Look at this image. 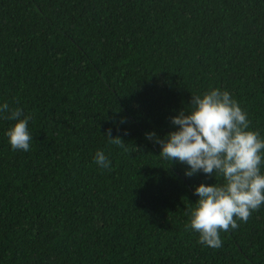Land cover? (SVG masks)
<instances>
[{
	"label": "trees",
	"instance_id": "1",
	"mask_svg": "<svg viewBox=\"0 0 264 264\" xmlns=\"http://www.w3.org/2000/svg\"><path fill=\"white\" fill-rule=\"evenodd\" d=\"M209 87L264 136V0H0V101L32 134L13 150L0 119V264H264V204L198 243L185 209L214 179L144 135Z\"/></svg>",
	"mask_w": 264,
	"mask_h": 264
},
{
	"label": "clouds",
	"instance_id": "2",
	"mask_svg": "<svg viewBox=\"0 0 264 264\" xmlns=\"http://www.w3.org/2000/svg\"><path fill=\"white\" fill-rule=\"evenodd\" d=\"M0 119L14 121L3 132L9 146L28 151L30 114L0 101ZM169 121L172 130L163 136L150 130L144 133L145 138L159 145L160 159L185 165L184 176L200 172L205 180L214 179L193 186L196 199L185 209V228L198 234V243L218 248L221 230L235 228L237 219L246 220L264 204V136L248 127L247 112L229 90L219 87L190 93L189 102L171 114ZM103 135L110 143L124 142L112 135L111 128ZM92 159L100 168H110L103 150L97 149Z\"/></svg>",
	"mask_w": 264,
	"mask_h": 264
}]
</instances>
